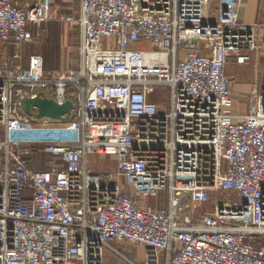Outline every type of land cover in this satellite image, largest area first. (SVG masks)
<instances>
[{"label":"built area","instance_id":"2783aa9c","mask_svg":"<svg viewBox=\"0 0 264 264\" xmlns=\"http://www.w3.org/2000/svg\"><path fill=\"white\" fill-rule=\"evenodd\" d=\"M211 1L80 0L63 19L79 68L48 74L21 47L52 0H0V49L15 50L0 63V264H103L115 243L142 245L144 264H264V85L239 115L226 72L259 50L256 25L245 0H217L215 17ZM37 96L71 101L82 132L46 171L31 167L34 132L64 143L66 121L26 114ZM92 157L117 173L89 172Z\"/></svg>","mask_w":264,"mask_h":264},{"label":"rangeland","instance_id":"374dc122","mask_svg":"<svg viewBox=\"0 0 264 264\" xmlns=\"http://www.w3.org/2000/svg\"><path fill=\"white\" fill-rule=\"evenodd\" d=\"M36 2L38 0H32ZM217 1V0H216ZM247 1V0H245ZM244 1V2H245ZM80 0H52L49 16L42 24L40 33L31 44H24L21 47L24 63L32 55H42L45 61V70L50 73H63L76 70L80 65L79 50V29L74 25H69L63 19L71 14H77ZM213 6L211 15L215 17ZM253 20H244L243 22L256 25L255 35L259 50L252 56L248 66H234V58H230L228 65V74L233 81L235 91V102L233 110L239 115H247L249 112V101L255 88L264 85V19L260 0H254ZM212 9V8H211ZM209 13V12H208ZM13 47L4 44L0 49V63L11 64L14 53ZM74 92V90H72ZM164 110L169 105L167 91L160 90ZM35 113V111H34ZM59 129L63 133L64 143L56 142L61 131L55 132L46 128L36 134V149L31 158V167L34 170H48L53 160H61L62 153L68 151L70 146L80 145L82 132H77L72 128V119L68 117ZM58 145L64 147L57 148ZM89 172L92 173H117L116 160L111 157H92L89 162ZM219 197V193H212V198ZM144 203L161 204L160 194L157 192L152 197H144ZM213 208V205L210 206ZM145 250L142 245L129 243H115L111 248L106 249L103 255V264H144Z\"/></svg>","mask_w":264,"mask_h":264},{"label":"water","instance_id":"95a60500","mask_svg":"<svg viewBox=\"0 0 264 264\" xmlns=\"http://www.w3.org/2000/svg\"><path fill=\"white\" fill-rule=\"evenodd\" d=\"M25 112L35 115L39 119L66 120L72 115L74 105L71 101L63 104L49 98L37 96L35 98H26L24 101Z\"/></svg>","mask_w":264,"mask_h":264},{"label":"crops","instance_id":"0c3cea01","mask_svg":"<svg viewBox=\"0 0 264 264\" xmlns=\"http://www.w3.org/2000/svg\"><path fill=\"white\" fill-rule=\"evenodd\" d=\"M260 2H261V0H260ZM211 3H212V5H211V11H210V15H211V12H212V10H213V6H214V4H216V0H213V1H211ZM80 5V4H79ZM254 10H255V8H254V0H247V1H245L243 4H242V6L240 7V10H239V17H240V19L242 20V21H246V20H249L250 21V19L251 20H253L254 18H253V16H254ZM212 17H213V15H211ZM251 22V21H250ZM78 46H80V35H79V43H78ZM14 49V48H13ZM26 60H28V59H26ZM25 61V60H24ZM25 64H27V63H25ZM233 65L234 66H238L235 62H233ZM249 65V64H248ZM248 65H245V66H248ZM239 67H243V66H239ZM226 72H227V75L229 76V74H228V65H227V68H226ZM263 86V85H262Z\"/></svg>","mask_w":264,"mask_h":264}]
</instances>
